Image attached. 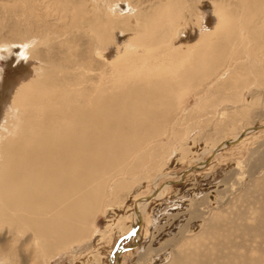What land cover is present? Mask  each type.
Listing matches in <instances>:
<instances>
[{
  "label": "bare ground",
  "instance_id": "6f19581e",
  "mask_svg": "<svg viewBox=\"0 0 264 264\" xmlns=\"http://www.w3.org/2000/svg\"><path fill=\"white\" fill-rule=\"evenodd\" d=\"M240 2L213 0L190 7L182 0H162L144 12L118 0H85L84 8H72L71 24L80 19L81 40L89 43L85 56L103 65H89L84 53L65 63L38 59L35 49L42 38L59 34V28L32 29L27 22L16 40L0 39V58H7L0 66V100L16 75L28 70L20 59L29 54L40 63L34 64L32 78L15 88L0 127V264H19L23 258L47 264L53 256H64L72 244L94 237L97 229L90 218L101 212L107 198L121 200L124 190L151 177L153 189L135 198L131 228L146 224V206L171 186L165 179L159 184V170L191 144L183 138L196 123L188 124L181 113L180 96L208 79L207 97H200L201 111L207 113L214 103H239L238 90L251 80L235 76L231 62L246 58L247 66L236 65L241 74L255 78L264 73L256 56L264 47V0ZM36 3H31L34 10ZM65 7L60 11L67 18ZM187 12L193 17L187 39L195 47H176ZM129 30L131 36L121 38ZM16 60L21 62L13 67ZM229 77H235L237 85L226 92L222 87L230 82L218 83ZM255 130L264 132V123L211 146L209 160ZM162 135L170 136L171 142L163 143ZM196 160L183 175L207 163L201 157ZM123 241L112 251V261ZM256 260L264 261V253L250 259Z\"/></svg>",
  "mask_w": 264,
  "mask_h": 264
},
{
  "label": "rangeland",
  "instance_id": "374dc122",
  "mask_svg": "<svg viewBox=\"0 0 264 264\" xmlns=\"http://www.w3.org/2000/svg\"><path fill=\"white\" fill-rule=\"evenodd\" d=\"M32 1L0 0V39L16 40L19 30H23L27 22L26 26H31L32 29L38 27L41 30L45 28L50 30L51 28L57 31L59 28V34L52 35V33L49 38H42V42L35 49L38 59L59 60L65 63L67 58L75 57L76 54L84 53L85 56L89 50L87 46L89 43L81 40L82 31L77 28L80 19L73 20L74 23L71 24L72 13H70L75 6L84 8L82 2L85 0H37L36 10L31 7ZM123 1L118 0L123 5H129L128 8L135 6V10L142 9L145 12L150 11L152 6L158 5L162 0ZM182 1L188 3L187 6L193 7L195 4L201 5L207 1L212 3L213 0ZM224 1L241 3V0ZM86 5L89 6L90 2L87 1ZM62 6L63 8L66 6L67 18L61 16ZM128 8L121 10L120 13L127 14ZM188 13L178 29L175 38L176 47L186 45L185 43L191 45V48L195 47L194 43L187 39L189 34L187 31H190L193 25V17ZM53 30L51 31L54 32ZM129 31L119 36L126 39L131 36V30ZM42 32L45 33L46 30ZM261 40L258 39L259 42ZM257 50V66L264 68V47ZM26 55L20 60L27 64L28 70L23 75H16L7 95L0 100V127L11 105L15 88L23 81L31 79L35 73L34 64H40L29 54ZM85 57L91 66L98 63L103 65L101 61L93 60L90 55ZM245 59H239L234 64L230 63L232 65L230 69L234 71L235 76L243 75L242 79L247 77L251 79L244 84L247 87L238 90L242 95L239 103H214L208 108L207 113L202 112L200 101L201 98L203 101L207 97L205 92L209 90L210 85L208 79L198 85V90H190L180 96L181 101H178V106L182 110L181 113L187 115L185 119L188 124L196 123L189 136L183 138V140L188 139L191 144L182 156L175 158L173 156L162 168L163 170H159L161 172L159 184L171 181V186L160 198L151 200L146 206L148 208L145 211L146 224L142 223L143 225L135 229L136 231L131 228L135 198L146 195L153 189L151 177L147 178L148 180L140 179L129 190H124L121 200L111 202L107 198L106 202H108L103 206V210L96 212L90 218L94 222V228L97 229L94 237L88 238L80 245L72 244L67 249L68 253L61 257L59 254L53 256L47 264H264L261 260L259 263L258 260L250 261L251 257L256 258L264 253V132L257 130L251 132L243 142L221 149V153L219 152L212 160H209L208 152L211 146L224 138L231 137L247 127L264 123V85L261 84L264 73L261 72V75L255 78L253 75L246 76L245 72L241 74L243 71L236 65L247 66L249 60ZM259 59L262 60L261 63ZM6 61L7 58H0V66H4ZM19 62L16 60L13 67ZM226 81L230 84L226 85ZM236 81L235 77H229L220 80L218 84L226 85L222 87L223 91L230 92L232 87L237 85H235ZM1 91L2 86L0 94ZM213 91L208 92L207 95ZM241 107L245 110L236 112ZM198 114H202L201 117ZM161 140L163 143H169L171 137L162 135ZM195 157L207 159L208 165L205 164L203 168L186 173L188 176L183 175L189 165L197 162ZM145 171H149V168L145 167ZM167 173H171L170 176ZM152 174L154 172L150 175ZM128 229L131 230L121 235ZM133 233H140L139 238ZM121 241L123 243L120 246L119 256L117 260L112 261V251ZM238 256H243L244 259ZM18 261L19 264H44L43 260L33 258H23Z\"/></svg>",
  "mask_w": 264,
  "mask_h": 264
}]
</instances>
